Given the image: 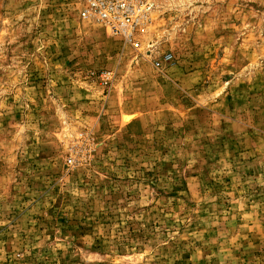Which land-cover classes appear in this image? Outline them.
<instances>
[{
    "label": "rangeland",
    "instance_id": "374dc122",
    "mask_svg": "<svg viewBox=\"0 0 264 264\" xmlns=\"http://www.w3.org/2000/svg\"><path fill=\"white\" fill-rule=\"evenodd\" d=\"M142 41L0 0V264H264V0H159Z\"/></svg>",
    "mask_w": 264,
    "mask_h": 264
},
{
    "label": "built area",
    "instance_id": "2783aa9c",
    "mask_svg": "<svg viewBox=\"0 0 264 264\" xmlns=\"http://www.w3.org/2000/svg\"><path fill=\"white\" fill-rule=\"evenodd\" d=\"M82 15L104 27L122 48L140 51L159 0H78ZM169 54L162 59L168 61ZM157 65V64H156Z\"/></svg>",
    "mask_w": 264,
    "mask_h": 264
},
{
    "label": "bare ground",
    "instance_id": "6f19581e",
    "mask_svg": "<svg viewBox=\"0 0 264 264\" xmlns=\"http://www.w3.org/2000/svg\"><path fill=\"white\" fill-rule=\"evenodd\" d=\"M130 118V117H129ZM128 119V118H127Z\"/></svg>",
    "mask_w": 264,
    "mask_h": 264
}]
</instances>
